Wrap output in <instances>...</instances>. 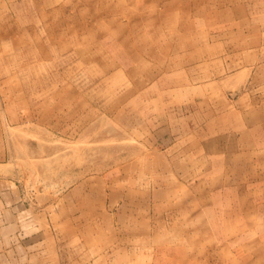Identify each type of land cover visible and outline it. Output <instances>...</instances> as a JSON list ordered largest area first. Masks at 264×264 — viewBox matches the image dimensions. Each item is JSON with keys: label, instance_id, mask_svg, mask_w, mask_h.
<instances>
[{"label": "rangeland", "instance_id": "1", "mask_svg": "<svg viewBox=\"0 0 264 264\" xmlns=\"http://www.w3.org/2000/svg\"><path fill=\"white\" fill-rule=\"evenodd\" d=\"M0 264H264V0H0Z\"/></svg>", "mask_w": 264, "mask_h": 264}]
</instances>
